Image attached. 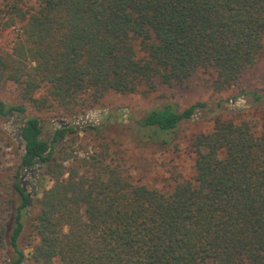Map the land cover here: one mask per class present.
<instances>
[{
  "label": "trees",
  "instance_id": "trees-1",
  "mask_svg": "<svg viewBox=\"0 0 264 264\" xmlns=\"http://www.w3.org/2000/svg\"><path fill=\"white\" fill-rule=\"evenodd\" d=\"M18 24L0 50V89L17 97L0 100L1 137L18 158L0 170V264H264V117L257 132L232 109L264 113V93L241 88L263 53L264 0H0V28ZM195 82L240 92L156 106L117 128L138 151L164 152L181 124L210 116L191 142L193 177L170 192L134 183L125 148L69 151L79 130L100 136L109 119L46 136L27 114Z\"/></svg>",
  "mask_w": 264,
  "mask_h": 264
},
{
  "label": "rangeland",
  "instance_id": "rangeland-1",
  "mask_svg": "<svg viewBox=\"0 0 264 264\" xmlns=\"http://www.w3.org/2000/svg\"><path fill=\"white\" fill-rule=\"evenodd\" d=\"M18 27L19 24L7 29L0 28L1 51L10 52ZM241 88L264 93V47L257 66L245 75ZM239 92L240 89L235 88L217 94L203 82H195L187 88L178 86L168 88L160 85L154 92L146 96L141 93L127 95L110 93L98 104L86 102L82 105L79 103L72 112H67L56 106L40 112L28 107L27 114L40 119L46 136L60 125L71 124L78 128L89 125L98 127L105 118L109 119L113 125L107 124L100 136H95L89 129L86 132L79 130L73 138L67 140V143L72 142L69 151L80 157L91 155L98 151L99 146L105 142L109 143L111 151H120L125 148L127 149L125 155L133 161L130 164L129 173L134 183L162 192H170L178 182L193 177L194 154L191 142L197 134L212 130L213 124L210 121V116L199 114L190 121L181 124L170 134L171 144L164 152L150 148L138 151L127 138L120 137L117 128L128 129L147 111L156 106L172 104L177 110H183L197 102H214L237 95ZM0 100L6 103H15L17 97L14 88L8 86L0 89ZM248 104L240 101L238 104H233L232 109L236 112L234 114L240 113L250 121L253 129L258 132L263 122L261 118L264 117V113L249 111ZM5 126L1 120L0 155L2 164L0 170L3 178L11 173L18 160L13 146L14 142L6 137H1V131L5 129ZM40 196L41 194L38 195V197ZM32 237V227L28 226L22 241L26 255L30 252L31 248L27 244L29 240H32Z\"/></svg>",
  "mask_w": 264,
  "mask_h": 264
}]
</instances>
